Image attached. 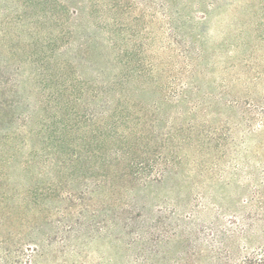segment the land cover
Listing matches in <instances>:
<instances>
[{"label":"rangeland","instance_id":"rangeland-1","mask_svg":"<svg viewBox=\"0 0 264 264\" xmlns=\"http://www.w3.org/2000/svg\"><path fill=\"white\" fill-rule=\"evenodd\" d=\"M1 70L17 96L0 120V264L264 256V0H0ZM123 78L143 137L120 148L152 168L132 176L112 144L83 165L42 147L45 120L75 143L74 118Z\"/></svg>","mask_w":264,"mask_h":264},{"label":"trees","instance_id":"trees-1","mask_svg":"<svg viewBox=\"0 0 264 264\" xmlns=\"http://www.w3.org/2000/svg\"><path fill=\"white\" fill-rule=\"evenodd\" d=\"M12 77L13 76H9L6 72H3L2 70L0 71L1 121L7 120L11 122L14 119V114H12V108H14L15 105L14 102L17 96V92L15 90V84ZM61 79L64 81L68 78ZM124 80L125 78L117 80L115 83L117 86H119V90L117 91L116 97L113 98L115 99L113 104L112 100L104 99V102L101 104L100 109L97 112H88L86 115L84 113H80V116L76 118L70 116L67 112L64 113L65 117H68L67 115H69V117L74 118L76 120V125H78V122L82 124V126L80 127L81 133L76 137H72L73 139H76L75 143L71 142L70 138L67 139L64 136L67 130L70 129L69 127L67 128L65 124H61V126H50V124L45 120V122H43L42 124V128H44L45 132H48V134L46 136V144L42 147L49 148V146H52L56 141H62L63 143H67L66 146L70 150V153L68 154V157H66L68 158V160L64 158V162L66 161L69 164L75 163L79 165H83L82 163L84 162L83 160L85 159L84 156L87 150L91 152V154L93 151V154H101V157L104 162H110L109 156H103L102 150L104 149V147L111 144L119 148L126 147V149L124 150H127V152L129 153H133V150L137 151V142L143 136L138 135L134 128H132V121L139 120V115L136 114V110L130 109L128 100H126L125 96H122V92L125 89V87L123 86ZM68 81L70 80H66L65 82ZM65 86L66 88L70 87L68 83H66ZM69 91V94H73L75 98L76 95L74 94V91ZM81 91L83 92L84 90ZM29 122L30 119L28 116L22 119L21 125L16 127L17 132H14L11 135L12 138L17 137V135H22V133L29 132ZM119 122H122L124 124V130L122 132L115 131L117 126H119L117 125ZM6 138L7 140H9L11 137L10 135H6L3 136L2 139L5 140ZM121 148L119 150H121ZM113 154L114 156L112 155V158L117 160L118 163L120 162V160H122V162L125 164V167L132 169V176H138L140 171L144 170L147 166L148 168H152V164H150L148 160H140L137 158L131 159L130 157L126 159L124 157L125 151L114 150ZM144 164L146 165L144 166ZM159 173L160 172H157L158 175ZM125 174H129V172H125ZM0 209H2V206H0ZM239 264H264V256L256 260L245 259Z\"/></svg>","mask_w":264,"mask_h":264}]
</instances>
